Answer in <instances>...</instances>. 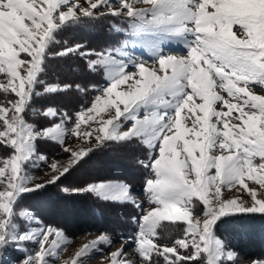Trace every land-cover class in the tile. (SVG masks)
<instances>
[{
  "label": "snow or ice",
  "instance_id": "1",
  "mask_svg": "<svg viewBox=\"0 0 264 264\" xmlns=\"http://www.w3.org/2000/svg\"><path fill=\"white\" fill-rule=\"evenodd\" d=\"M106 17L127 25L113 24L124 35L118 46L97 52L77 43L52 51L61 31ZM176 41L185 55L166 51ZM135 49H147L150 59L136 56ZM70 56L85 59L105 86L93 85L96 95L74 117L48 107L42 114L59 122L37 128L26 119L34 98L73 87L48 83L47 61ZM256 86L264 92V0H0V147L10 150L0 156V264L59 260L68 238L23 208V194L56 184L106 142L145 147L139 163L147 171L150 207H143L124 181L62 191L133 204L140 214L132 217L136 231L128 242L135 245L139 264L234 261L236 253L217 236L218 222L264 215V94L254 92ZM75 88L87 91L79 84ZM89 122L98 127L81 131ZM69 137H94L96 143L74 149L65 146ZM42 140L60 144L67 161L49 164L37 150ZM41 163L50 172L35 183L27 168ZM162 222L183 226L171 246L161 243ZM29 243L36 249L29 250ZM112 244L101 234L62 264H85L102 252L101 245ZM9 247L24 258L11 259ZM109 255L110 264H136L125 259L123 245Z\"/></svg>",
  "mask_w": 264,
  "mask_h": 264
},
{
  "label": "trees",
  "instance_id": "2",
  "mask_svg": "<svg viewBox=\"0 0 264 264\" xmlns=\"http://www.w3.org/2000/svg\"><path fill=\"white\" fill-rule=\"evenodd\" d=\"M102 20L61 31L57 35L60 43L54 45L52 51L57 52L77 43L97 52L118 45L123 35L111 30ZM43 78L50 84H71L73 87L67 92L34 98L26 119L37 128L58 122L42 114L48 107H54L61 112L67 111L74 117L81 107L89 106L96 95V92L92 91V86L102 87L105 84L104 78L89 71L87 62L79 56L49 58ZM77 84L87 91H78L75 88ZM37 150L47 156L63 151L60 144L49 140L38 141ZM9 153L10 150L0 147V156ZM146 154L145 147L138 142H106L61 177L56 184L47 185L35 192L24 193L22 206L30 209L44 224L61 228L70 236L85 232H106L115 241L129 238L136 231L132 217L140 214L133 204L103 201L88 193H66L62 188L81 187L102 180H122L131 186L133 193L144 194L147 171L139 161L144 160ZM163 224L165 228L158 229L164 237L163 242L173 240L182 234V225L174 227L168 222ZM216 231L226 247L237 251L240 257L264 261V215L226 216L218 222Z\"/></svg>",
  "mask_w": 264,
  "mask_h": 264
},
{
  "label": "rangeland",
  "instance_id": "3",
  "mask_svg": "<svg viewBox=\"0 0 264 264\" xmlns=\"http://www.w3.org/2000/svg\"><path fill=\"white\" fill-rule=\"evenodd\" d=\"M97 21L98 20H96V22ZM102 21L105 24H108L109 25V28L111 30H113L114 32H117V31L113 27V24H115V25H117L118 27H121V28L127 27V25L122 24L120 21L115 20L114 18H111V17L103 18ZM117 33H120V32H117ZM121 34L123 35V33H121ZM175 50L176 51L183 50V51H180V52L184 53V55L186 54V48L184 47L183 43L180 42V41L170 42L169 45L166 48V51H168L170 53L172 51H175ZM134 51H135L134 53H135L136 56H138V57H144V59L146 57L147 60L150 59V53H149V51L147 49H135ZM173 55H178V54L175 53ZM253 91L256 92L257 94H264V92H261L259 86H256L253 89ZM0 98H2V96H0ZM105 118H107V117H105ZM69 126L71 127V125H69ZM95 127H98V125L95 124L94 122H89L88 125H84V124L81 125V131H89L91 128H95ZM95 143H96V141H95L94 137L90 141H85V140H83L81 138H76V137H69L65 141V146H71L74 149H78L81 146L84 147V148H89V147H92ZM68 155H69L68 153H65V152L62 151V152L56 153V154H54L52 156H47V155L46 156L49 158L48 159V163L50 164L53 160L60 161L61 163H64V162L67 161ZM27 171H28V174L29 175H32V176L36 177V179L34 181L35 183H40V182H43V180L47 179L46 173H49L50 172V169H49V167L46 164L41 163L39 167L28 166ZM110 181H122V180H110ZM251 186H252V184L249 183V187H251ZM237 187H239V186H237ZM234 193H235V190H233L232 193H227V195H232ZM132 195L138 201H142L143 202V207H145V208L150 207V205L147 203L146 194L139 195V194H136V193H133L132 192ZM243 199L247 200L248 199V196L246 194H244L243 195ZM22 207L23 208H27L25 206H22ZM28 210H30V209H28ZM201 210H202V205H201ZM39 220L41 221L40 218H39ZM20 222L23 224V221H20ZM42 223L44 224V222H42ZM44 225H47V224H44ZM33 226H35V225H33ZM52 227L58 228V227H55V226H52ZM58 229H61V228H58ZM64 234L68 238V241H69V243L66 246L67 247V250L64 251V252H62L60 254L59 260L55 261L54 264H62L63 261L70 260L75 255V252L78 251L79 248L83 244L88 243V242L96 239L101 234H107V235H109L106 232H101V233L85 232V233L79 234L77 236H70V235H68L65 232H64ZM176 238H178V237H176ZM176 238H174V239H176ZM112 240H113V244L111 246L101 245L100 247L102 248V252H95V253H93L88 259H86L85 264H110V255H109L110 252L116 251L122 245L125 247V251L127 252V256L125 257V259H127L129 261H135L136 264H139V259L140 258L138 256V253L136 252L135 245L133 243H129L128 242V240H129L128 237L121 238L119 241H115L113 238H112ZM171 242H172V240L167 241V242L161 241L162 244H167L168 246H171ZM26 247L29 250H35L37 246L35 244L29 243V244L26 245ZM227 250L233 251V252L236 253V259L234 261L227 262V264H258L259 261H262V260H259V259L242 258L237 253V251H235L232 248H228L227 247ZM7 254H8V256L11 259H15V260H21V259L24 258V253L21 252V251H19L15 247H9L7 249Z\"/></svg>",
  "mask_w": 264,
  "mask_h": 264
},
{
  "label": "bare ground",
  "instance_id": "4",
  "mask_svg": "<svg viewBox=\"0 0 264 264\" xmlns=\"http://www.w3.org/2000/svg\"><path fill=\"white\" fill-rule=\"evenodd\" d=\"M176 54H178V55H184V53H182V52H177Z\"/></svg>",
  "mask_w": 264,
  "mask_h": 264
}]
</instances>
